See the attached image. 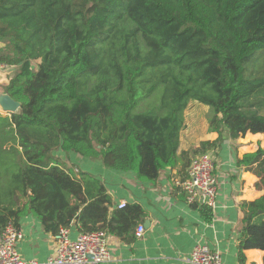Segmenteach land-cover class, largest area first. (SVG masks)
<instances>
[{
	"label": "trees",
	"instance_id": "obj_1",
	"mask_svg": "<svg viewBox=\"0 0 264 264\" xmlns=\"http://www.w3.org/2000/svg\"><path fill=\"white\" fill-rule=\"evenodd\" d=\"M0 44V64L22 69L8 91L21 110L0 113V230L33 215L52 236L75 222L133 241L142 207L112 212L106 186L62 154L155 183L178 164L192 101L220 135L264 134V78L245 67L264 50V0H0ZM239 163L264 192V149ZM243 208L238 264L264 252V195Z\"/></svg>",
	"mask_w": 264,
	"mask_h": 264
},
{
	"label": "crops",
	"instance_id": "obj_2",
	"mask_svg": "<svg viewBox=\"0 0 264 264\" xmlns=\"http://www.w3.org/2000/svg\"><path fill=\"white\" fill-rule=\"evenodd\" d=\"M191 108L189 104L185 111L178 164L163 170L155 183L140 181L134 172L108 169L101 160L70 153L61 155L63 162L76 173H89L106 186L112 199V212L120 209L122 202L137 204L145 211L144 219L135 227L133 241L108 234L110 259L102 264H191V253L197 244L217 252L222 264H238V240L245 217L243 204L264 195L256 188L259 178L253 166L240 165L239 161L246 154L264 149V134L247 133L234 140L226 130L221 135L212 131L209 118H198L196 113L197 116H192ZM202 143H216L206 146L217 165V205L212 210L211 223L205 222L201 212L186 203L180 186L187 177L192 159L197 156L193 151L202 148ZM19 225L24 238L17 245V251L22 259L46 264L54 255L53 236L46 233L40 220L33 215L22 217ZM140 225L145 232L138 236ZM69 230L72 240L81 234L75 222ZM245 254L247 264H263V251L252 249Z\"/></svg>",
	"mask_w": 264,
	"mask_h": 264
},
{
	"label": "built area",
	"instance_id": "obj_3",
	"mask_svg": "<svg viewBox=\"0 0 264 264\" xmlns=\"http://www.w3.org/2000/svg\"><path fill=\"white\" fill-rule=\"evenodd\" d=\"M7 66L0 64V71ZM217 165L213 156L203 153L192 159L187 177L180 186L186 195L190 207L210 208L217 205ZM122 202L120 209L126 207ZM145 232L143 225L137 229V235ZM24 238L23 233L14 224H8L0 230V264H37L25 261L17 251V245ZM54 255L46 264H102L110 259L108 234L103 231L80 234L75 240L70 237L68 228H61L54 235ZM191 264H222L221 256L208 246L197 244L191 253Z\"/></svg>",
	"mask_w": 264,
	"mask_h": 264
},
{
	"label": "rangeland",
	"instance_id": "obj_4",
	"mask_svg": "<svg viewBox=\"0 0 264 264\" xmlns=\"http://www.w3.org/2000/svg\"><path fill=\"white\" fill-rule=\"evenodd\" d=\"M245 67H246V75L248 76L249 79L252 80L258 76L264 78V50L254 53L251 59L246 62ZM20 72H21V68H9V69L7 68L5 70L0 71V94L8 93L10 87L12 86L14 80L17 78ZM190 104L193 107L189 109V112L192 116L198 115L197 116L198 118L207 117L209 119L212 117L213 111L210 107L202 103H199L197 101H192ZM0 113L6 115L1 111V109H0ZM262 113L264 114V109Z\"/></svg>",
	"mask_w": 264,
	"mask_h": 264
},
{
	"label": "water",
	"instance_id": "obj_5",
	"mask_svg": "<svg viewBox=\"0 0 264 264\" xmlns=\"http://www.w3.org/2000/svg\"><path fill=\"white\" fill-rule=\"evenodd\" d=\"M22 108V103L15 100L9 93L0 94V109L6 115L16 114Z\"/></svg>",
	"mask_w": 264,
	"mask_h": 264
}]
</instances>
